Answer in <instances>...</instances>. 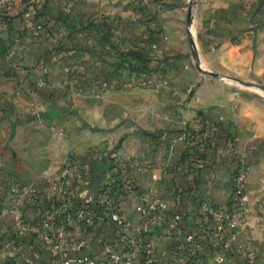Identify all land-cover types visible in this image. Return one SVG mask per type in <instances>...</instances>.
Masks as SVG:
<instances>
[{"label": "rangeland", "instance_id": "374dc122", "mask_svg": "<svg viewBox=\"0 0 264 264\" xmlns=\"http://www.w3.org/2000/svg\"><path fill=\"white\" fill-rule=\"evenodd\" d=\"M234 1L50 0V5L46 0L40 4L35 0H0V111H9L12 100L10 117L15 121L0 122V264H60L63 248L50 244L57 233L54 225L60 227L62 246L84 243V236L74 233L93 234L94 228L88 231L73 214L68 219L60 215L61 202L55 198L53 186L62 183L66 167L75 162L68 153L72 145L63 138L67 125L63 119L70 116V129L80 127L72 119H77L75 112L62 107L61 100L46 105L45 89L62 82L67 87L69 82H104L106 75L98 70L107 63L120 69L128 66L130 82H139L144 74L160 79L165 66L168 69L183 61L180 65L199 75L200 83L219 82L227 87L235 98V108L254 123L255 152L242 162L245 202L239 219L245 226L252 225L264 242V61L256 71L252 62L242 65L220 59L217 52L209 49L206 53L197 42L213 12ZM234 6L236 9L237 4ZM243 11L251 18L258 16L255 5ZM6 13L9 19L4 23L2 15ZM262 15L264 8L259 17ZM258 27L252 23L253 33L249 29L254 52ZM262 44L259 50L264 54ZM33 46L36 54L29 63L26 57ZM129 51L148 59L144 69L135 68L139 63L125 56ZM82 57H86V65L79 63ZM94 67L101 69L93 71ZM122 76L121 80L125 73ZM199 89V84L195 85L193 93ZM47 111L52 119L40 117ZM82 169L78 162L70 167L72 181ZM43 191L48 198L43 197Z\"/></svg>", "mask_w": 264, "mask_h": 264}, {"label": "crops", "instance_id": "0c3cea01", "mask_svg": "<svg viewBox=\"0 0 264 264\" xmlns=\"http://www.w3.org/2000/svg\"><path fill=\"white\" fill-rule=\"evenodd\" d=\"M40 2L42 0H35V3ZM46 2L52 3L50 0ZM258 2L235 0L217 13L213 12L214 16L204 22V32L197 37L198 45L206 53L209 49L217 52L220 59L242 65L252 62L253 69L258 71L260 63L264 61V54L259 50L264 43V18L257 16L261 28L255 30L254 52L253 39L249 35L253 18L243 11L247 7L253 8ZM235 4L236 9L232 8ZM45 6L46 3L42 7ZM40 49L43 50L42 47ZM28 51L32 52L26 57L30 63L36 54L35 47H30ZM79 63L86 65V57H82ZM181 63L176 66L171 64L168 69L165 66L160 79L144 74L139 82H130L131 75L126 73L128 66L120 69L107 63L102 66L103 71L92 68L93 71L101 69L98 72L106 75L104 82H69L68 87L67 83L62 82L59 85L50 84L45 89L46 105L50 106L59 99L62 107L73 110L77 116V119L72 118L75 126L80 127L76 131L73 126L68 128L70 116L63 119L67 122V125L64 124L66 129L63 127V138L72 145L68 153L75 162L72 161L69 166L73 169V164L77 162L83 165L82 171L75 173L74 177L76 195L79 201L88 202L95 213L90 224H84L88 231L94 228L91 237L74 233L75 236H84V248L78 253H70L65 251L66 245L59 244L65 251L62 258L70 255L72 260L83 255L102 257L100 243L106 239L121 249L124 245L117 241L119 234L127 238L138 236L141 223L139 207L160 199L169 212L176 210L175 188L179 186L187 190L184 195L186 230L198 231L204 223L199 209L200 201L206 200L215 205H224L229 201L233 191V167L248 160L255 152L251 131L254 123L235 108V98H231L225 85L209 81L200 83V76L181 66ZM238 67L240 69L242 66ZM124 73L125 77L121 80ZM198 84V93H193L192 88ZM9 102L13 110L12 100ZM11 109L5 111L3 108L0 111L2 124L15 123L10 117ZM202 117L208 118V122H216L221 130L220 137L230 134L233 142L228 147L219 143L211 146L209 143L218 142V137L211 134L204 136L205 156L202 158L205 166L198 175H194L185 155L186 145L179 139L178 131L185 128L200 131L203 128ZM80 122L84 125H80ZM4 135L7 136L6 131ZM73 154L76 158L72 157ZM116 180L126 181L133 187V191L117 204V211L124 221V226L119 230L109 219V211L102 203L108 194L106 182ZM187 181H193L192 186L186 184ZM49 193L52 198L53 188ZM43 197L48 198L46 193ZM66 217L68 219L70 216L67 214ZM236 221L241 229L237 228L229 236L225 249L226 264H245V247L254 251L255 264H264V242L252 225L243 226L239 219ZM160 231V225L152 224L146 242L152 244L155 256L167 262L169 253L159 239ZM146 246L140 244L141 249ZM214 256L207 257L204 264H213Z\"/></svg>", "mask_w": 264, "mask_h": 264}, {"label": "built area", "instance_id": "2783aa9c", "mask_svg": "<svg viewBox=\"0 0 264 264\" xmlns=\"http://www.w3.org/2000/svg\"><path fill=\"white\" fill-rule=\"evenodd\" d=\"M2 4L5 5V1H3ZM250 33H253L252 28H250ZM207 128L208 129L200 135L203 143L204 136L213 135L220 129L216 122H207ZM179 139L184 141L186 148L193 142L190 132L179 134ZM232 142L233 138L227 141L225 146H230ZM204 166V159H197L192 173L198 175ZM237 166L238 170L235 174L234 181L232 180L233 191L229 201L224 205H215L206 200L201 203L200 211L204 222L203 225L198 228V233H201V240L199 237L195 236L196 234L189 233V230L184 228V221L186 218L184 208L178 209L177 207L176 210L169 212L164 202L159 199L153 202H147L139 207L138 213L141 223L138 236L136 238H127L125 235L119 234L117 241L124 245L121 249H118L112 241L106 239L100 243L101 254H103L102 257L99 255H83L75 260H72L70 257H64L61 258L60 264H187V258H192L196 261L195 264H204V260L212 254L215 255L213 257V264H226L227 256L225 249L228 245L229 236L238 228L236 220L244 213L245 167L243 163ZM64 175L65 177L62 183L58 186H53V188L56 191V199H58L59 202L63 201L70 205V203L72 204L78 197L76 195V190L73 191L71 189V182L69 180H71L72 171L69 165L66 167ZM74 184H76L75 181ZM115 184L116 181L106 182L105 185L107 186L108 194H106V198L102 203L109 211V219L119 230L124 226V221L117 211V204L128 192L133 191V187L130 183L122 181V187L113 192L111 188L112 185ZM175 192L176 200L180 197H185L183 186L175 188ZM81 203L82 204L76 207L72 212L60 210L61 217L62 215L75 214L83 223L90 224L95 213L88 202ZM152 224H158L161 227L159 239L165 244L168 250L169 260H167V262L155 256L152 244L146 242L147 236L151 233ZM242 225L244 226V224ZM54 228H56L55 230H57V233H54V237H51L50 244L55 243V249H58L60 247L59 244L61 245L62 242V236L61 232H59L60 227H55L54 225ZM48 240L49 239L46 238V242L50 241ZM142 243L147 245L145 249L140 248V244ZM66 246L67 249L65 251L70 253H78L84 248L82 242L67 243ZM125 247L126 250H124ZM243 251L245 255V264H255L252 250L244 248Z\"/></svg>", "mask_w": 264, "mask_h": 264}, {"label": "trees", "instance_id": "16d2710c", "mask_svg": "<svg viewBox=\"0 0 264 264\" xmlns=\"http://www.w3.org/2000/svg\"><path fill=\"white\" fill-rule=\"evenodd\" d=\"M32 8H33V5L31 4L30 5ZM255 8L256 10H258V15L261 14V10H263L264 8V0H260L256 5H255ZM22 14V12H21ZM2 21L4 23H7L8 22V19H9V15L8 13L2 15ZM261 17L264 18V16L262 15ZM259 17V19L261 18ZM259 20L257 19V14L255 16V18H253L252 20V23L256 24L258 23ZM125 56H128V57H131V59L135 60L137 63H139V67H135V68H139V69H144L145 67V64L147 63L148 59L143 57V55L141 53H138L137 51H129L126 53ZM134 68V67H133ZM40 117H42L43 119H46V120H49V119H52L54 116L52 114H50V111H47L45 113H42L40 114ZM209 121L208 118L206 117H202V125H203V128L200 130V131H193L192 129L190 128H185L184 130H181V131H178V135L181 134V133H184V132H190L192 134V138H193V142L186 148L185 150V155L188 157L190 163H191V166H192V172H193V169H194V165L196 164L197 162V159L199 158H202L203 156H205V149L202 145V141H201V138H200V135L205 131L207 130V122ZM215 137H218L216 138V140L218 142H215V143H209V145L211 144V146H215V144L219 143V144H226L227 141L230 140V134L228 135H225L224 138L220 137L221 135V130L219 129V131L215 134H213ZM237 170H238V166L236 165L235 167H233L232 171H231V177H232V180L234 181V177H235V174L237 173ZM191 172V173H192ZM192 177L193 178H196V176H193L192 174ZM71 182V189L74 191L75 188H76V185L74 184V181L72 180H69ZM193 181H187L186 184L188 183L189 186H192V183ZM196 182V181H194ZM122 187V181L121 180H116V184L115 185H112V191L115 192L117 191V189L121 188ZM191 188V187H190ZM187 190L184 188V192H186ZM177 202V207L178 209H182L185 207V199L184 197H180L176 200ZM201 203L202 201L199 202V209H200V206H201ZM82 203L81 201H79V199H75L73 201V203L70 205H68L67 203L65 202H61L59 207L61 208V210H67V211H74V209L78 206H80ZM189 233H194L196 234L195 236L196 237H199V239L201 240V233H198L197 230H192L190 229L188 231ZM186 262L187 264H195L196 261H194L192 258H187L186 259Z\"/></svg>", "mask_w": 264, "mask_h": 264}]
</instances>
